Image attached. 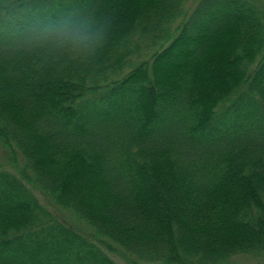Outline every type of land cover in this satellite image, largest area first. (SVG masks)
<instances>
[{"label": "trees", "instance_id": "obj_1", "mask_svg": "<svg viewBox=\"0 0 264 264\" xmlns=\"http://www.w3.org/2000/svg\"><path fill=\"white\" fill-rule=\"evenodd\" d=\"M71 22L82 43L36 39ZM264 264V0H0V264Z\"/></svg>", "mask_w": 264, "mask_h": 264}, {"label": "clouds", "instance_id": "obj_2", "mask_svg": "<svg viewBox=\"0 0 264 264\" xmlns=\"http://www.w3.org/2000/svg\"><path fill=\"white\" fill-rule=\"evenodd\" d=\"M36 39L71 41L73 44L82 43L81 33L71 22L47 25L36 32Z\"/></svg>", "mask_w": 264, "mask_h": 264}, {"label": "rangeland", "instance_id": "obj_3", "mask_svg": "<svg viewBox=\"0 0 264 264\" xmlns=\"http://www.w3.org/2000/svg\"><path fill=\"white\" fill-rule=\"evenodd\" d=\"M239 264H242V261ZM250 264H255V263L251 262Z\"/></svg>", "mask_w": 264, "mask_h": 264}]
</instances>
